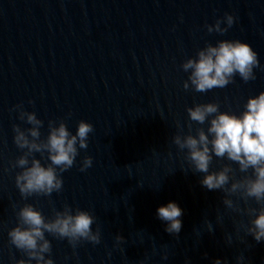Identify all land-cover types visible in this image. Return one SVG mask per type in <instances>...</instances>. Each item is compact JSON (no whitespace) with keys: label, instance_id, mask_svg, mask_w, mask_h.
<instances>
[{"label":"water","instance_id":"95a60500","mask_svg":"<svg viewBox=\"0 0 264 264\" xmlns=\"http://www.w3.org/2000/svg\"><path fill=\"white\" fill-rule=\"evenodd\" d=\"M225 12L234 15L228 30L208 32L205 25ZM223 38L252 46L260 62L255 78L235 76L206 92L185 90L182 61ZM260 90L264 0H0V264L27 259L7 236L16 223L14 205L24 202L46 217L64 204L95 217L98 243L73 247L46 233L55 264H213L217 257L236 264L240 254L245 264H264V241L241 226L247 214L226 208L223 191L202 186L203 174L188 167L172 139L188 131L187 106L215 100L221 110L239 112ZM20 103L43 120L42 137L49 119L63 118L73 132L80 119L93 125L87 148L60 173L59 192L22 197L15 185L19 169L11 162L21 150L12 126H30L18 119L13 106ZM206 125L193 123V131ZM84 156L92 164L81 171ZM224 163H232L236 177L244 175L216 157L210 167ZM169 200L182 209L175 235L156 216L157 206Z\"/></svg>","mask_w":264,"mask_h":264},{"label":"clouds","instance_id":"9594fccd","mask_svg":"<svg viewBox=\"0 0 264 264\" xmlns=\"http://www.w3.org/2000/svg\"><path fill=\"white\" fill-rule=\"evenodd\" d=\"M233 22V13L225 12L223 17L205 27L210 33L222 34ZM259 64L256 51L245 40L223 38L215 43L206 42L194 56L182 61L181 67L187 73L183 87L185 90L191 88L196 92H206L223 88L235 76L246 82L255 78L254 68ZM13 107L18 119L30 125L26 128L19 124L12 126L13 142L21 150L11 162L13 168L19 169L14 176L19 193L27 197L59 192L63 185L60 173L74 164L80 149L87 148L92 123L80 119L73 132L63 118L58 121L49 119L47 135L42 137L44 122L35 111L25 109L22 103ZM186 111L188 131H177L172 137L174 144L184 152L188 167L203 174L201 185L209 190L223 191L226 208L247 214V224L241 225L244 231L256 241H264V90L249 95L239 112L221 110L215 100L194 103L187 106ZM205 122L206 128L197 126L193 131V123L204 125ZM181 127L177 122V128ZM214 157L235 163L244 175L236 177L232 163L212 169L210 166ZM91 164V156H84L80 170H86ZM233 196L238 199L234 200ZM250 200L255 202V206H249ZM240 201L244 202L243 208ZM14 210L16 223L7 230L8 240L27 257L17 259L15 264H55L50 255L51 241L46 233L66 239L73 247L84 240L92 243L100 241L99 226L93 228L95 217L86 208L64 204L60 209L54 208L50 217L30 202H24L18 208L14 205ZM156 216L164 223L166 232L173 235L180 232L182 209L176 201L169 200L158 205ZM208 229L212 230L211 223ZM122 239L121 235H116L117 242ZM166 257L167 253L164 254ZM235 260L236 264H245L243 254L237 255ZM213 264L227 262L217 257Z\"/></svg>","mask_w":264,"mask_h":264}]
</instances>
